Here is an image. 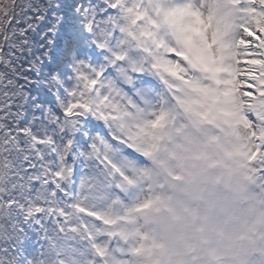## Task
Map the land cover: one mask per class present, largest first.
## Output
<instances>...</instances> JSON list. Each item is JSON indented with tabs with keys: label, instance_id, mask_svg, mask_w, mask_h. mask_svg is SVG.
Wrapping results in <instances>:
<instances>
[{
	"label": "snow or ice",
	"instance_id": "snow-or-ice-1",
	"mask_svg": "<svg viewBox=\"0 0 264 264\" xmlns=\"http://www.w3.org/2000/svg\"><path fill=\"white\" fill-rule=\"evenodd\" d=\"M166 122L231 133L264 191V0H0V264H150Z\"/></svg>",
	"mask_w": 264,
	"mask_h": 264
},
{
	"label": "clouds",
	"instance_id": "clouds-1",
	"mask_svg": "<svg viewBox=\"0 0 264 264\" xmlns=\"http://www.w3.org/2000/svg\"><path fill=\"white\" fill-rule=\"evenodd\" d=\"M241 134L243 131L241 130ZM149 158L140 163L147 175L136 201L153 203L132 212L129 228L142 229L162 247L143 254L155 264H246L264 251V191L245 175L238 157L225 153L235 143L231 133L207 125L165 123ZM218 136L212 140V136ZM179 217V219L174 218Z\"/></svg>",
	"mask_w": 264,
	"mask_h": 264
}]
</instances>
